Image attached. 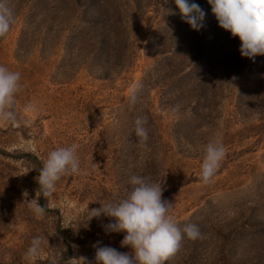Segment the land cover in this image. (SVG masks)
I'll return each instance as SVG.
<instances>
[{
  "label": "rangeland",
  "instance_id": "1",
  "mask_svg": "<svg viewBox=\"0 0 264 264\" xmlns=\"http://www.w3.org/2000/svg\"><path fill=\"white\" fill-rule=\"evenodd\" d=\"M190 2L206 13L199 30L174 0H7L14 19L0 65L20 73L21 88L16 121L0 122V264H95L97 241L128 252L124 233L104 230L111 218L87 221V205L118 202L133 175L162 181L178 226L199 228L200 256L190 257L185 236L166 264H264V55L242 57L207 0ZM101 38L118 49L100 53ZM138 116L147 146L134 134ZM210 141L226 156L203 183ZM73 143L82 172L41 196L37 217L22 193L34 198L49 151Z\"/></svg>",
  "mask_w": 264,
  "mask_h": 264
},
{
  "label": "clouds",
  "instance_id": "2",
  "mask_svg": "<svg viewBox=\"0 0 264 264\" xmlns=\"http://www.w3.org/2000/svg\"><path fill=\"white\" fill-rule=\"evenodd\" d=\"M218 26L238 37L239 52L242 57L250 60L257 55H264V0H207ZM181 18L194 30L204 27L206 13L197 3L190 0H174ZM174 14V13H173ZM13 10L7 0H0V37L4 36L13 22ZM20 73L0 65V122L16 121V94L20 91ZM140 89L139 82L129 88V100L135 103ZM26 111H33L34 105H27ZM146 116H138L135 121L134 134L141 144L147 146L148 129ZM76 143L70 146L57 147L49 151L47 158L39 169L36 182L38 189L35 197L27 199L29 193L22 195L29 202V208L37 217H42L45 208L39 198H50L55 192L56 182L66 174H81ZM226 156V148L221 141H210L204 148L201 163L200 180L209 183L221 162ZM29 171V170H28ZM25 171L21 175L27 174ZM130 190L118 202L100 203L99 207L88 208V218H100L102 215L111 218L103 225L107 233H124L120 241L121 247H128V252L118 251L110 246H101L97 241L94 245L95 264H166L179 249L185 236L196 239L200 231L195 224L178 226L170 214L172 203L163 199L162 181L152 182L149 178L133 175L130 177ZM90 202V201H89ZM95 202V201H91ZM68 218L65 228H71ZM39 238H34L26 255L37 254ZM79 264H90L87 257L80 256Z\"/></svg>",
  "mask_w": 264,
  "mask_h": 264
},
{
  "label": "trees",
  "instance_id": "3",
  "mask_svg": "<svg viewBox=\"0 0 264 264\" xmlns=\"http://www.w3.org/2000/svg\"><path fill=\"white\" fill-rule=\"evenodd\" d=\"M120 30H118V32H119ZM120 33V32H119ZM120 36H122V37H125V36H123V34L122 33H120V35L119 36H117L116 37V39H118ZM100 47H99V52L100 53H102V52H104L105 50H106V46L107 47H109V48H111V49H115V50H117L118 49V47H115L114 46V44H115V39H114V41L112 42V43H109L106 39H104V38H101V40H100ZM229 57H232L233 58V56H229ZM193 241V240H192ZM188 243H191V241L190 242H187V244ZM203 248H202V241H201V239H200V237L199 238H196V239H194V241H193V244H192V246H191V248L189 249V254H190V257H193V256H200V251L202 250Z\"/></svg>",
  "mask_w": 264,
  "mask_h": 264
}]
</instances>
